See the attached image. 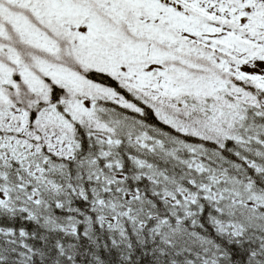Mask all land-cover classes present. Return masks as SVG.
<instances>
[{"label": "snow or ice", "instance_id": "snow-or-ice-1", "mask_svg": "<svg viewBox=\"0 0 264 264\" xmlns=\"http://www.w3.org/2000/svg\"><path fill=\"white\" fill-rule=\"evenodd\" d=\"M0 264H264V0H0Z\"/></svg>", "mask_w": 264, "mask_h": 264}]
</instances>
